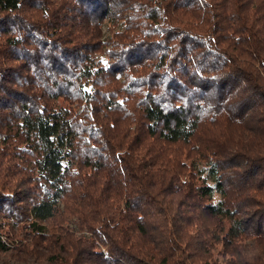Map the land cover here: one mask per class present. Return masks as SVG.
<instances>
[{"label": "trees", "instance_id": "1", "mask_svg": "<svg viewBox=\"0 0 264 264\" xmlns=\"http://www.w3.org/2000/svg\"><path fill=\"white\" fill-rule=\"evenodd\" d=\"M263 126L264 0H0V264H264Z\"/></svg>", "mask_w": 264, "mask_h": 264}, {"label": "rangeland", "instance_id": "2", "mask_svg": "<svg viewBox=\"0 0 264 264\" xmlns=\"http://www.w3.org/2000/svg\"><path fill=\"white\" fill-rule=\"evenodd\" d=\"M211 2V0H210ZM130 13L129 10H127L125 12L126 16ZM122 21V19L119 20L118 24L109 22L108 20L105 21L104 25H103V41L105 42L106 45V52L103 53L102 50L97 51L96 53V62L98 64H100L101 66L108 68L113 60V56L111 55V52H116V42H114V40H116L117 37L114 36V32H122L123 30V23L120 22ZM91 87V86H89ZM59 107H68V109L73 110V111H79L83 109V106H77V103H70L69 101L65 100L64 98H59L57 100L56 103ZM238 133L235 131V134ZM233 141H234V136L231 135ZM260 144H263V148H260ZM246 146H242L241 149H245V155H248L250 157H253L255 155H259V154H264V126L263 127H259L256 129L255 134L252 138H250V140L245 143ZM240 153V152H239ZM207 166H205V162H197L196 163V168L197 171L199 170L200 174L206 169ZM204 176V174H203ZM218 197V195H216V198ZM73 227H75V225H71ZM19 253V252H18ZM13 258V257H11ZM19 264H25V259L24 262H19Z\"/></svg>", "mask_w": 264, "mask_h": 264}]
</instances>
